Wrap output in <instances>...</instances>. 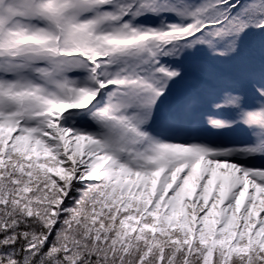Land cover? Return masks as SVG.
Returning <instances> with one entry per match:
<instances>
[{
    "label": "snow or ice",
    "instance_id": "snow-or-ice-1",
    "mask_svg": "<svg viewBox=\"0 0 264 264\" xmlns=\"http://www.w3.org/2000/svg\"><path fill=\"white\" fill-rule=\"evenodd\" d=\"M0 264H264V0H0Z\"/></svg>",
    "mask_w": 264,
    "mask_h": 264
}]
</instances>
